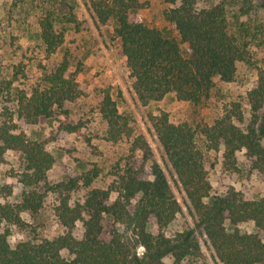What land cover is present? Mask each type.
Returning a JSON list of instances; mask_svg holds the SVG:
<instances>
[{
	"label": "trees",
	"instance_id": "1",
	"mask_svg": "<svg viewBox=\"0 0 264 264\" xmlns=\"http://www.w3.org/2000/svg\"><path fill=\"white\" fill-rule=\"evenodd\" d=\"M83 1L97 26L113 27L137 103L147 107L170 97L193 110L190 121L165 111L148 116L193 226L168 235L182 207L147 138L136 133L131 115L119 112L110 89L89 90L71 71L65 44L81 31L78 1L2 0V42L12 48L27 36L32 56L5 53L9 61L0 69V264H211L197 232L212 264H264V193L248 199L230 187L213 195L209 181L219 168L264 182V0H168L163 15L173 37L132 18L141 9L136 0ZM241 67L252 72V88L223 103L211 122L200 118L198 110H218L219 87L237 82ZM90 98L118 156L106 165L95 151L81 174L51 180L55 158L18 122L67 118ZM8 152L17 163L5 170ZM243 152L245 170L238 160ZM47 209L63 234L39 237L22 218L36 219ZM247 222L256 233L239 231ZM17 231L26 237L12 246Z\"/></svg>",
	"mask_w": 264,
	"mask_h": 264
},
{
	"label": "rangeland",
	"instance_id": "2",
	"mask_svg": "<svg viewBox=\"0 0 264 264\" xmlns=\"http://www.w3.org/2000/svg\"><path fill=\"white\" fill-rule=\"evenodd\" d=\"M77 1L79 4L77 16L81 23V31L78 34L68 36L65 44V48H67L73 58L71 71L77 73V82L85 85L89 90L94 91L98 88L110 89L113 98L117 100L119 112L131 115L136 133L147 138L152 148L153 161L163 168L170 186L182 207V214L169 227L168 235L182 231L185 224L193 226L185 198L175 184L172 172H170L163 161L162 150L148 123L149 114L157 115L160 111L169 113L172 119L176 121H190L194 117L192 108L186 104L177 103L170 97L159 104H151L147 107L137 103L132 91L125 58L121 53L117 40L113 36V27L97 26L84 1ZM136 1L141 6V9L132 15V18L160 30L166 37L176 35V32L171 29L163 15L164 11L168 10L170 6L168 0ZM1 4L2 0H0V6ZM1 26L4 28V24L0 23V28ZM15 38L18 37L15 36ZM31 42L30 38L21 35L16 45L9 48L7 46L8 43H3L0 38V69L6 66L9 61L8 58H5V53L17 56H22V54H26L28 57L32 56V50L28 49L32 44ZM253 82L254 76L252 72L247 67H241L237 82L229 86L219 87L220 96L216 99V105H220L218 110L216 109L213 112L210 109L198 110V116L207 122H211L223 103L229 100L236 101L244 96L246 91L252 88ZM93 103L92 98L87 101H78L72 107V115L67 118L43 120L37 125H27L23 121L18 122L20 130L29 139L43 142L47 151L55 158V165L50 173L51 180L60 181L69 176L81 174L83 170L82 164L94 161L91 154L95 153V151L103 155L106 165H109L110 161L117 158L119 147L111 146L105 142V127L96 114L92 112ZM76 127L80 128L75 132L68 130V128ZM16 157L12 152L7 153L5 170L15 166L17 163ZM238 160L239 168L245 170L248 161L244 157V152L239 155ZM209 181L213 195H223L230 187L242 192L248 199L257 200L264 193L262 178L255 174L248 175L245 171L242 174L230 175L216 168L213 172H210ZM7 182L11 181L7 180ZM22 218L36 230V234L39 237L53 238L64 233V230L58 225L49 209L36 219L31 218L28 214H23ZM237 228L243 234L256 233L252 222L239 224ZM150 230L152 233L157 231L154 221H151ZM259 236L264 242V233ZM25 237V234L17 231L11 240L12 246L23 238L25 239ZM196 237L201 244L205 260L212 264V252L205 244L204 237L200 236L199 232L196 233ZM138 252L142 254L143 249L140 248ZM167 262L170 263L168 260Z\"/></svg>",
	"mask_w": 264,
	"mask_h": 264
}]
</instances>
